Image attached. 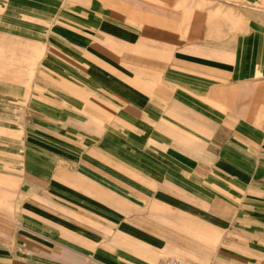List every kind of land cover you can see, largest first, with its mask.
<instances>
[{
  "label": "crops",
  "instance_id": "crops-1",
  "mask_svg": "<svg viewBox=\"0 0 264 264\" xmlns=\"http://www.w3.org/2000/svg\"><path fill=\"white\" fill-rule=\"evenodd\" d=\"M264 264V0H0V264Z\"/></svg>",
  "mask_w": 264,
  "mask_h": 264
},
{
  "label": "built area",
  "instance_id": "built-area-1",
  "mask_svg": "<svg viewBox=\"0 0 264 264\" xmlns=\"http://www.w3.org/2000/svg\"><path fill=\"white\" fill-rule=\"evenodd\" d=\"M157 264H193V263L186 261L182 258L169 256L164 259H161Z\"/></svg>",
  "mask_w": 264,
  "mask_h": 264
},
{
  "label": "rangeland",
  "instance_id": "rangeland-1",
  "mask_svg": "<svg viewBox=\"0 0 264 264\" xmlns=\"http://www.w3.org/2000/svg\"><path fill=\"white\" fill-rule=\"evenodd\" d=\"M172 256H174V257H178V258H182V259H184V260H186V261H189V262H191V263H193V264H207V263H199L198 261H191V260H189V259H186V258H184V257H181V256H177V255H172Z\"/></svg>",
  "mask_w": 264,
  "mask_h": 264
}]
</instances>
